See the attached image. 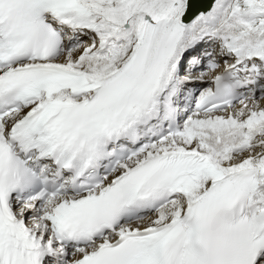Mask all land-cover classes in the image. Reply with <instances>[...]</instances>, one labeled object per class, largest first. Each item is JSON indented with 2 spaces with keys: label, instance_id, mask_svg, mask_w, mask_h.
Listing matches in <instances>:
<instances>
[{
  "label": "snow or ice",
  "instance_id": "snow-or-ice-1",
  "mask_svg": "<svg viewBox=\"0 0 264 264\" xmlns=\"http://www.w3.org/2000/svg\"><path fill=\"white\" fill-rule=\"evenodd\" d=\"M0 264H264V0H0Z\"/></svg>",
  "mask_w": 264,
  "mask_h": 264
}]
</instances>
